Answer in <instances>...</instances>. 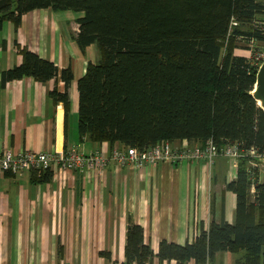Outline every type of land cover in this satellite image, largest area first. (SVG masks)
<instances>
[{
	"label": "trees",
	"instance_id": "1",
	"mask_svg": "<svg viewBox=\"0 0 264 264\" xmlns=\"http://www.w3.org/2000/svg\"><path fill=\"white\" fill-rule=\"evenodd\" d=\"M38 8L82 12L75 40L82 50L99 49V60L89 61L78 79L81 137L140 149L212 139L242 151L237 177L227 184L237 194L234 222L213 220L192 241L163 239L155 252L144 227L130 219L123 264L155 258L214 264L226 251L236 255L234 264H264V109L252 94L264 47V0H0V30L5 20L19 26L24 13ZM240 41L250 56L237 53ZM20 51L22 63L2 71L1 85L61 75L66 90L55 87L50 95L68 113L72 68L60 69L27 47Z\"/></svg>",
	"mask_w": 264,
	"mask_h": 264
},
{
	"label": "crops",
	"instance_id": "2",
	"mask_svg": "<svg viewBox=\"0 0 264 264\" xmlns=\"http://www.w3.org/2000/svg\"><path fill=\"white\" fill-rule=\"evenodd\" d=\"M82 12L38 8L16 26L0 30V154L24 150L65 152L72 147L110 154L114 144L79 133L78 79L100 57L96 44L82 50L75 40ZM21 47L71 67L70 110L50 91L66 90L61 78L24 76L1 85L2 71L23 61ZM178 143L177 141L174 142ZM49 180L32 171L3 172L0 166V264H123L130 219L145 229L155 252L161 240L192 241L213 222L235 220L237 194L227 188L237 170L225 155L161 161L135 167L51 171ZM110 253V256L101 254ZM235 254L219 252L217 260ZM216 260V261H217ZM151 264H178L176 260ZM187 264H196L194 260Z\"/></svg>",
	"mask_w": 264,
	"mask_h": 264
},
{
	"label": "built area",
	"instance_id": "3",
	"mask_svg": "<svg viewBox=\"0 0 264 264\" xmlns=\"http://www.w3.org/2000/svg\"><path fill=\"white\" fill-rule=\"evenodd\" d=\"M256 59L261 65L264 60V47L257 52ZM256 152L255 148H251L248 153L256 155ZM219 155L229 157L232 166L237 170L242 156L238 144H229L220 148L212 139L204 143L183 139L176 144L170 140H162L146 149L135 146L124 147L116 143L110 154L101 149L85 153L75 147L65 152L24 150L15 153L4 150L0 154V166L3 172L32 171L41 175L48 171L53 172L55 169L56 171L103 169L111 163L119 167L125 164L144 167L161 161L182 162L197 159H206L212 163Z\"/></svg>",
	"mask_w": 264,
	"mask_h": 264
},
{
	"label": "water",
	"instance_id": "4",
	"mask_svg": "<svg viewBox=\"0 0 264 264\" xmlns=\"http://www.w3.org/2000/svg\"><path fill=\"white\" fill-rule=\"evenodd\" d=\"M252 94L257 99L259 105L264 109V60L258 69L257 80ZM262 160L264 161V158Z\"/></svg>",
	"mask_w": 264,
	"mask_h": 264
},
{
	"label": "rangeland",
	"instance_id": "5",
	"mask_svg": "<svg viewBox=\"0 0 264 264\" xmlns=\"http://www.w3.org/2000/svg\"><path fill=\"white\" fill-rule=\"evenodd\" d=\"M247 44L248 43L245 42V41H240L239 42V48L237 49V53L250 56L251 55V50H250V48H248V45ZM255 45L260 46L261 44L260 43H255ZM261 168H262V170H261V176L264 179V164L261 165ZM232 256L233 255H231V254H229L227 256H224L225 258L222 260V262H221V260H217L214 264H229V263H231V257ZM79 263L80 264H86V262H84V260H82V262H79Z\"/></svg>",
	"mask_w": 264,
	"mask_h": 264
}]
</instances>
